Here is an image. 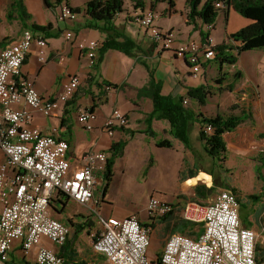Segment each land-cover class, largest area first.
<instances>
[{
	"label": "crops",
	"instance_id": "crops-1",
	"mask_svg": "<svg viewBox=\"0 0 264 264\" xmlns=\"http://www.w3.org/2000/svg\"><path fill=\"white\" fill-rule=\"evenodd\" d=\"M21 1L22 4L19 8L12 9L10 7L12 0H0V7H3V12L0 13V52L7 43L19 39L24 28L31 27L32 24L40 26L51 24L50 29L39 31L47 40L46 58L42 60L39 48L32 46L21 67L22 73L33 80L38 92L44 98L56 97L63 90L64 84L70 76L78 74L81 78L80 86L74 96L61 105L62 114L59 118L47 117L38 111H34L33 119V124H39L44 133L53 134L68 141V156L72 169L83 163L84 155L88 151L103 150L106 151L109 157L115 143L127 140L126 146H128L133 138L139 137L144 142L153 144L159 149H165L166 160L169 164L174 165L177 174L181 173L182 182L186 184L185 188H195L199 183L205 184L207 187L213 185L212 175L196 167L197 163L199 164L201 161H210L207 156L208 153L204 150L203 143L199 139L200 127L197 126V122L190 129V138L191 131L195 130L198 146L194 145L191 140V149L185 147L180 140L171 135L170 124L164 119H154L152 121V129L156 133V137H152L145 132L148 126L146 117L153 110L152 99L138 96V88L144 86L150 79L149 70L152 71L154 80L162 84L163 92L175 96H184L185 89L196 86V83L197 85H209L210 73L216 65L218 66L214 59L206 61L203 65V72L198 76H194L190 71V65L186 58L176 56L173 48L160 49L157 47L148 38L145 30L134 21L135 12L152 9L157 13V24L175 35L174 47L192 40L203 41L205 39L201 33L206 31L207 27L205 28L201 20L188 22L189 6L186 0H174L173 7L168 0H124V11L116 15L114 24L134 39L138 47L131 55L114 49L108 50L99 68L94 67L95 62L91 63L87 50H82L79 47V42L98 40L102 43L105 39V33L89 27V24L94 23V21L90 20L84 11L76 13L75 20H62L58 16L60 5L47 7L44 0ZM87 1L69 0V5L83 7ZM22 13L28 14L29 17L25 19ZM250 21L231 8L228 12L219 14L213 29L208 30L209 35L213 38L215 44L225 42L235 45L236 42L230 39L229 35L247 25ZM218 22H222V24ZM219 24L223 28L217 34ZM68 31L73 33V38H66ZM260 50L262 49L245 51L238 56V61L235 64L222 66V71L227 70L229 72H226L228 76L230 74L233 77L230 81L234 80L236 71L241 72V77L235 81L234 89L231 92H237L238 89L244 91L243 94H231L235 102L239 103L240 109L239 112L234 111L230 114H242L245 118L234 130L224 134L227 153L229 150H233L240 159L243 157V162L246 159H248V162L249 160L253 162L255 169L264 165V94L259 91V85H256L257 80L255 79L258 76L257 79H263L264 82V78L261 77L264 59L263 57L258 58L256 55L252 58L249 57L248 60L246 58L247 55L251 56L253 51ZM59 55L65 56L63 63H60ZM94 61H96V58ZM139 75L141 76L140 79L137 78ZM190 77H196L200 81L191 83L189 82ZM104 83H114L117 84V87H114L110 92H106ZM129 92L131 94H128ZM184 102L186 104L197 102L199 106L205 105L188 97H185ZM116 107L127 114L129 125L117 129L114 136L111 137L103 131L102 127L107 116ZM89 108L93 110L96 116L92 121L93 128L90 130L84 128L79 120V113ZM197 112L204 113L203 110ZM130 130H136L137 132L130 135ZM164 138L171 139L174 146L172 148L157 146L156 140ZM179 150H181L183 156L177 157L173 153H175L174 151L178 153ZM226 161L227 154L225 167H227ZM184 164L189 165L186 173L180 169ZM96 177L100 183L97 184L94 193L95 199L91 206H94L97 200L101 202L102 199H100L98 191L103 184V173L97 172ZM192 180L194 181L192 182ZM255 180L259 183L258 190L240 183L227 184L235 189V193L240 200V215L243 224L254 230L255 228L264 230V181L257 171L255 172ZM224 186L223 188H226V183ZM223 188H220V190ZM251 194H256L257 198L250 197ZM162 200L175 203L168 199ZM56 201H53V206H57ZM100 202L97 205L98 207H101ZM90 211L89 207L83 206L69 197L63 212L56 211V209L51 210L53 217L58 219L67 218L70 223L71 233L65 244L60 246L54 243L50 246L51 249L65 258L64 264H111L103 255L96 253L92 248V242L98 229L95 230V226L93 228H79L87 220V216L92 215L93 212ZM107 213L106 217L119 218L134 214V212H131L126 216H118L111 212ZM156 230L157 225L152 229L151 242L156 241L158 243L157 252L159 255L163 249V247L160 248L162 238ZM257 235L259 237L258 233ZM36 249L34 247L26 253L21 247V242L15 241L11 251V259L17 262L27 261L32 263L35 259Z\"/></svg>",
	"mask_w": 264,
	"mask_h": 264
},
{
	"label": "built area",
	"instance_id": "built-area-1",
	"mask_svg": "<svg viewBox=\"0 0 264 264\" xmlns=\"http://www.w3.org/2000/svg\"><path fill=\"white\" fill-rule=\"evenodd\" d=\"M215 7L224 10L222 0ZM74 12L65 2L60 5L58 16L62 20H75ZM157 13L152 9L135 12L134 19L148 38L160 49L173 48L174 54L186 58L191 72L198 76L206 61L216 57L215 43L209 35L203 41H189L174 47L175 35L164 31L156 22ZM209 29L212 25L207 26ZM66 38H73L68 31ZM101 43L98 40L79 42L93 64ZM32 46L39 48L40 58H46L45 36L31 28L23 29L16 41L7 43L0 52V149L5 161L0 165V264H64L65 258L41 243L47 237L56 245L68 240L71 228L51 213V200L59 192L89 207L101 224L93 242V250L103 255L111 264H263L258 259V235L245 226L240 216V200L230 189L220 190L213 200L199 202L188 200L182 209L185 220L201 224L203 229L195 237L182 233L171 235L156 259L148 256L152 228L144 225L137 214L123 218L104 217L95 202L97 172H103L108 159L106 151H88L83 163L72 169L68 156L69 143L53 134L42 131L33 124L34 111L47 117L59 118L61 105L70 100L78 90L81 78L74 74L54 98H44L31 78L21 67ZM60 63L65 61L59 55ZM104 83V90H113ZM95 113L84 109L79 120L84 128H93ZM129 125L127 114L114 108L107 116L103 131L109 136L119 128ZM211 132V125L205 127ZM173 206L156 196L149 199L148 216L157 218L168 214ZM15 241L21 242L24 252L36 247L34 261H13L11 251Z\"/></svg>",
	"mask_w": 264,
	"mask_h": 264
},
{
	"label": "trees",
	"instance_id": "trees-1",
	"mask_svg": "<svg viewBox=\"0 0 264 264\" xmlns=\"http://www.w3.org/2000/svg\"><path fill=\"white\" fill-rule=\"evenodd\" d=\"M63 1H65V3L76 13L84 11L90 20L94 21V23L91 22L89 24L90 28L98 29L105 33V39L102 41L101 46L97 50V57L94 64L95 68H99L100 64L104 60L106 52L110 49L121 51L127 55L134 54L138 47L135 40L125 34L121 28L114 24L116 15L124 11V0H88L83 7H72L69 5V0H44V4L47 7H55L57 5H61ZM168 1L173 7L174 0ZM222 1H224L226 5L224 10H220L215 7L216 0H186L189 6L188 22L201 20L205 28L212 25L211 29H213L219 14L222 12L226 13L231 8L251 20L250 23L229 35L230 39L236 42L235 45L223 42L214 46L217 51L214 60L218 63L220 72L222 71V66L235 64L238 61V56L243 52L253 49H264V0ZM21 4V0H12L10 7L12 9H17L21 6ZM22 16L25 19L29 17L28 14L25 13H22ZM31 27L37 31H45L51 28V24L46 26L32 24ZM208 30L209 28L207 27V30L201 33L204 39L209 36ZM149 73V81L144 86L138 88L139 97H150L153 102V110L146 117V123L148 126L145 132L152 137H156V133L151 126L152 121L154 119L167 120L171 127V135L180 140L185 147L191 149L192 143L190 138V129L192 125L197 122L200 126L199 139L203 143L204 150L214 161L218 163L217 165L220 170L228 171L224 164L227 154L224 134L234 130L243 121L245 118L244 115L217 114L215 116H208L202 112H197L184 102L185 96H175L171 93H164L162 90V84L159 81L154 80L151 70H149ZM227 75L228 73L222 72L221 76L216 79L220 85L219 89L224 88L221 84L225 83ZM240 77L241 72L238 70L234 73V80L225 85L226 89L233 91L235 81ZM110 84L113 87H117V84ZM209 93V87L205 84H201L189 87L187 97L198 101L203 105L207 103ZM207 125H211V132L205 131V127ZM136 132V130H130V135H134ZM126 144L127 140H122L115 143L112 147L111 156L107 160L106 168L103 173L106 180L103 195H106L109 184L113 178V164L115 158L122 154ZM156 145L167 148H172L174 146L173 141L168 138L157 139ZM226 188L235 192V189L227 183ZM216 189L217 183L214 180L213 185L210 187H207L202 183L197 184L194 188V192L196 198H206L213 194ZM250 197L257 198V195L251 194ZM54 200H57V206H53ZM67 201L68 196L63 192H59L58 195L51 200V208L56 209V211L63 212ZM178 205V203H173V208L168 214L157 218L148 216L149 220L142 223L153 229V227L156 226L157 221L166 222L172 229L169 237L175 233H182L195 237L202 231L203 226L201 224L199 225L185 220L182 216V207L180 209L181 214L175 217L174 215H176L175 211L177 210ZM94 226L95 223L89 215L87 216V220H85L84 224H81L79 228H93ZM99 231L100 229L98 228L96 231L97 235ZM257 249L260 255L259 261L263 262L264 247L261 248V246L257 244Z\"/></svg>",
	"mask_w": 264,
	"mask_h": 264
},
{
	"label": "rangeland",
	"instance_id": "rangeland-1",
	"mask_svg": "<svg viewBox=\"0 0 264 264\" xmlns=\"http://www.w3.org/2000/svg\"><path fill=\"white\" fill-rule=\"evenodd\" d=\"M1 12H3V7H0V13ZM218 23L222 24V22ZM220 24L218 25L219 30L217 34L220 32V29L223 28ZM162 29L164 31H167L164 28ZM254 55H256L258 58L263 57L264 59V49L260 51H253L251 56L247 55L246 60H248L249 57L252 58ZM203 70L201 72H203ZM263 71L264 68H262L261 72V77L264 78ZM222 72L223 71L220 72L217 65L214 70L211 71L210 83L208 85L210 93L205 105L199 106L197 102H188L187 105L191 106L196 111L203 110V112L208 116H215L217 113L228 115L230 113H233L234 111L239 112V103L235 102L231 94H243L244 91L242 89H238L237 92H231L230 90L226 89L225 85L233 78L230 76V74L229 76H226L228 79H226L225 83H223L224 85L221 84L222 86H224V88L219 89L220 85L218 84L216 79L221 76ZM225 72L228 71L226 70ZM257 77L258 76L255 77V79L258 81H256V85H259V91L261 92V94H264L263 79L259 80L257 79ZM132 78L133 76L130 79L132 80ZM137 78L140 79L141 76L139 75ZM189 79V82L191 83L200 81L197 80L196 77H190ZM196 86H198L197 83ZM184 92V96L187 97L188 89L186 88ZM128 94H131V92H129ZM219 105L220 107L217 108V106ZM197 126L200 127L198 123ZM191 140L194 145L198 146V139L196 138L195 130L191 131ZM126 145L122 154L115 158L113 164V178L109 184L106 195L103 196V190L106 185L104 176L102 178L103 184L98 191L100 199H103V201L101 199V207L99 206L98 209L99 211L102 209L101 214L104 217L108 215L107 212L114 213L118 216H126L131 212H134L139 216L142 222H146L149 220V199L153 196L160 197L161 199H168L175 203H178V208L175 211L176 215H174L176 217L181 214V207L185 204L186 201L197 200L200 202H209L213 200V197L220 190V188L225 187V183H240L246 187H252L254 190H258L259 183L255 180L256 171L260 173L261 179L264 181V165L259 166L257 167V169H255V167L253 166V162H251L250 160L248 162V159L243 162V157H241L242 159H240V157H238L233 150H229V152L227 153L226 168L228 171L220 170L217 165L218 163L214 161L211 156L207 155L210 161H201L199 164L197 163L196 167L197 169H202L212 175V182L213 180L216 181L217 189L209 197L196 198L194 187L185 188L184 186L186 184L182 182L183 179H181V173L179 172L177 174V170H175L176 168L173 167L174 165L169 164V162L166 160V151H164L165 149H159L153 144L144 142L139 137L133 138L130 144L128 146ZM174 152L175 153L173 154H175L177 157L183 156L181 150H179L178 153H176V151ZM201 152L203 153V151ZM3 161H5V154L0 149V163H2ZM187 166L189 165L184 164L180 169L184 173H186ZM193 181L194 180H192V182ZM90 216L92 221L95 223V230L98 228L100 229L101 224L98 217L96 215L94 216V214ZM58 220L64 224H70L67 218H60ZM156 223V232L162 238L160 245V248H162V245L171 234L172 229L171 226H168L166 222L157 221ZM261 230V228H255V232L259 234L258 245L262 248L264 247V230ZM41 243L46 245L47 247H50L54 244L47 237H42ZM157 249L158 243L156 241L150 242V245L148 247V256L150 257V259H156L158 255Z\"/></svg>",
	"mask_w": 264,
	"mask_h": 264
},
{
	"label": "bare ground",
	"instance_id": "bare-ground-1",
	"mask_svg": "<svg viewBox=\"0 0 264 264\" xmlns=\"http://www.w3.org/2000/svg\"><path fill=\"white\" fill-rule=\"evenodd\" d=\"M109 158V157H108ZM108 160V159H107ZM107 163V162H106ZM105 168H106V165H105ZM105 171V170H104ZM104 171L102 173H104ZM216 196V195H215ZM214 199V198H213ZM197 201V200H196ZM200 202V201H199ZM173 205V203H171ZM184 206V205H183ZM183 206H182V209H183ZM251 228V227H250Z\"/></svg>",
	"mask_w": 264,
	"mask_h": 264
}]
</instances>
